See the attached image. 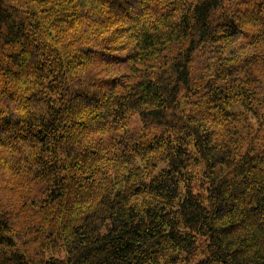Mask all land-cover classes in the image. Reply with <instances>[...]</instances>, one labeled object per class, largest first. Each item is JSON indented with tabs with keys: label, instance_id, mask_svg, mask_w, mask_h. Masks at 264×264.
<instances>
[{
	"label": "trees",
	"instance_id": "16d2710c",
	"mask_svg": "<svg viewBox=\"0 0 264 264\" xmlns=\"http://www.w3.org/2000/svg\"><path fill=\"white\" fill-rule=\"evenodd\" d=\"M0 264H264V0H0Z\"/></svg>",
	"mask_w": 264,
	"mask_h": 264
}]
</instances>
